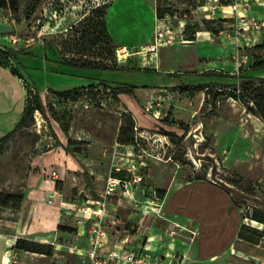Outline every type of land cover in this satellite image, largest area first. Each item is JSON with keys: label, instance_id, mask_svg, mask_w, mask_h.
Segmentation results:
<instances>
[{"label": "rangeland", "instance_id": "1", "mask_svg": "<svg viewBox=\"0 0 264 264\" xmlns=\"http://www.w3.org/2000/svg\"><path fill=\"white\" fill-rule=\"evenodd\" d=\"M199 3L0 0V50L30 51L19 56L20 66L10 63L32 93L37 90L45 106V114L34 111L32 120L10 136L0 153V194L16 192L20 196L18 208H7L14 212L13 218L0 213V230L12 232L13 224L5 220L20 219L22 232L52 241H36L45 249L51 247V253H46L50 258L41 264H82L72 248L76 231L62 230L74 228L80 214L76 209L61 208L59 200L80 204L90 198L102 199L109 177L128 182L126 187L116 185L105 197L103 224L113 235L116 231L143 234L152 224L162 225L164 220L143 206L152 199V190L160 198L174 177L177 182L206 180L230 193L241 226L246 227L228 258L203 263L225 264L227 258L226 264H251L253 258L264 259V230L258 234L245 222L253 216L264 218V82H251L242 100L227 96L242 77H264V67L253 70L264 63V5H254L251 14L239 18L222 17V12L207 16ZM99 4L107 5L106 28L115 39L106 43L102 37L89 43L80 38L75 46L73 35L93 32L88 11ZM156 9L175 39L174 44L159 47L156 71L83 74L86 71L58 62L62 56L72 61L103 60L124 68L147 67L133 55L119 62L116 48L130 51L148 44ZM85 15L89 17L83 21ZM185 25L190 28L183 33ZM80 48L82 53L77 51ZM211 69L235 77L201 74ZM16 78L25 90V105L24 80ZM0 81L5 82L1 75ZM115 85L137 87L130 96L113 93ZM72 88L78 89L76 96L55 93ZM152 99H158L159 118L144 109ZM121 124L125 132H133V143H118ZM138 174L144 175L143 183L133 181ZM54 189L60 197L48 204L46 197ZM235 250L246 256L236 255ZM7 261L5 255L4 263Z\"/></svg>", "mask_w": 264, "mask_h": 264}, {"label": "crops", "instance_id": "2", "mask_svg": "<svg viewBox=\"0 0 264 264\" xmlns=\"http://www.w3.org/2000/svg\"><path fill=\"white\" fill-rule=\"evenodd\" d=\"M152 37L150 38V42L152 41ZM82 73L90 72L86 71ZM0 75L1 78L5 79V82L0 81L1 137L12 130L20 119L24 106L25 90L20 81L14 75H11L6 68L0 66ZM158 110L160 114V109ZM229 194L226 189L211 181L187 180L177 182L174 177L163 188L161 195V211L158 216L164 220L162 225L157 226L152 224L148 228L147 233L143 234L128 233L129 238L135 242H140L146 236H154L155 240L150 245L151 247H158L163 240L160 233L163 232L168 222L172 221L186 226L192 225L193 228L198 229L199 235L190 245L183 264H204L203 262L220 261L224 259V256L228 258L230 255L228 252L238 238V232L242 224L239 213L233 205ZM0 209V213L6 212L13 218L14 212H11V209L2 207ZM5 221L11 222L13 227L12 232L0 230V264H41L42 262H46L47 258H50L44 253L15 250L14 244L17 239H26L34 242H40L41 240L29 236L26 232H22L20 219L18 222ZM74 229L76 231V234H74L76 244L83 245L84 237L81 231H78L76 227ZM126 232L124 231L122 234L121 231H116V234H112L110 243L114 242L118 235L120 237ZM178 246H180L179 243ZM193 246L195 248L192 253L191 249ZM235 252H237L236 255L238 256H246L243 251L235 250ZM5 255L8 257L6 263H4ZM52 258L54 259V257Z\"/></svg>", "mask_w": 264, "mask_h": 264}, {"label": "built area", "instance_id": "3", "mask_svg": "<svg viewBox=\"0 0 264 264\" xmlns=\"http://www.w3.org/2000/svg\"><path fill=\"white\" fill-rule=\"evenodd\" d=\"M256 4L264 5V0H200L198 7L207 16L222 12V17L228 14L231 17L245 18L251 14L252 7ZM174 42V36L166 19L157 18L150 43L139 45L135 50L129 49L130 51L123 49L122 46L116 48V58L123 63L128 57L137 56L144 66L155 68L158 64L159 47L170 46ZM157 101L158 99H152L144 106L145 111L152 113L155 117L159 116V102ZM53 175L57 176L55 172ZM144 178L142 174L134 175L133 181L140 184L145 181ZM120 183L124 187L128 184L126 180L109 177L102 199L90 198L80 204L59 200L61 208L76 209L80 214L75 220V227L81 231L84 244H75L72 248L81 256L82 264H183L190 245L199 235L198 229L191 226L168 222L163 232L160 233L163 240L158 247L150 245L155 240L154 236H146L143 241L135 242L129 238L128 231L120 237L118 235L114 242L110 243L112 233L103 224V216L106 212L105 197L111 195L115 186ZM58 197H60V193L54 189L48 193L46 200L48 204H52ZM146 202L143 206L146 209L150 207L146 212L160 213L161 196L158 198L155 190H152V199H147ZM251 264H264V259L253 258Z\"/></svg>", "mask_w": 264, "mask_h": 264}, {"label": "trees", "instance_id": "4", "mask_svg": "<svg viewBox=\"0 0 264 264\" xmlns=\"http://www.w3.org/2000/svg\"><path fill=\"white\" fill-rule=\"evenodd\" d=\"M16 0H9L10 3L15 2ZM30 1V0H27ZM30 5H26V9H28ZM106 9L107 5L106 4H99L98 6L94 8L89 9L90 15L93 17V22L91 23L90 27L93 28V32L91 34L89 33H84L83 31L81 32V35L79 37H75L73 35V44L75 46H78L79 43L77 39L80 38H85L89 40V43H96L97 41L100 40V38H104L106 40V43H111L113 38L108 32L106 28ZM89 17V16H88ZM87 15L83 16V21L86 20ZM156 17L157 18H162V14L159 13V11L156 9ZM81 21V22H83ZM74 27H70V29H73ZM189 25H185L183 29V33L186 32L187 29H189ZM188 40H192L193 38H187ZM82 44V43H81ZM86 46V45H83ZM82 46V47H83ZM116 48V46H114ZM112 48V49H114ZM81 50V51H80ZM84 49H79L77 51H80L81 53L83 52ZM21 54H30V51L27 49H15V48H7L4 50H0V66L1 67H9L10 72L12 75L18 77L19 79H23V75L18 71L16 67H14L10 61L17 63L19 66L21 65L19 56ZM59 56L60 53H58ZM59 63L73 68V69H79V70H84V71H93V72H107V71H113V72H128V71H149L153 70L156 71L155 68H138V69H132V68H124V67H118L115 64L110 65L105 63L103 60H93V61H85L79 59V61H72V60H67L64 59V57H59ZM264 67V63H259L258 65L253 66V70H257L259 68ZM206 72V73H205ZM201 74H207L209 76H214V77H222V78H234V74L230 73H225L223 71H217L215 69L207 70L204 72H201ZM253 81H260L264 82V77H259L256 75H251L250 77H242L240 81L237 83L236 86L233 87L232 91L228 92L227 96L232 97L235 100H242L244 91L247 88L251 87V82ZM24 86L26 89V103L24 105L22 115L18 122L15 124L12 130L9 132L5 133L3 136L0 137V153H3L6 149L7 142L10 138L11 135L16 133L20 128L26 126L33 118V113L34 111H39L43 115L45 114V106L41 100L40 94L37 92V90L32 89L29 87L28 83L24 80ZM248 84H250L248 86ZM93 84L88 85L89 87H92ZM137 86L135 85H115L112 87V92L115 94H122L125 93L127 95L132 96L133 95V89L136 88ZM226 88L228 87V90L230 89L229 86H225ZM78 92L77 88H72V89H67L64 91H55V93L59 96L63 97H69V96H76V93ZM130 115V113H124ZM132 120V119H131ZM126 133V135H125ZM169 134V133H168ZM117 139L119 140L118 143L120 144H131L133 143V132L132 131H127L125 132L123 125L121 124L120 130L117 136ZM61 144V143H59ZM65 148H68V145H64ZM19 193H10L7 195H1L0 194V207L2 208H18V205L20 203V196L18 195ZM231 201L234 205L233 198L231 197ZM235 206V205H234ZM253 220L260 221V223L264 224V218H260L258 216H253L251 217ZM246 225L243 224L238 232V235H240V232L243 228H245ZM62 230L64 231H74V228L67 227L63 228ZM254 232L261 234L262 231L259 230H264V229H258L253 227L252 229ZM240 237V236H239ZM50 249H45L44 245H41L40 243H36L34 241H28L26 239H17L15 244H14V249L17 251L20 250H26V251H31V252H37V253H44V254H50L51 253V247Z\"/></svg>", "mask_w": 264, "mask_h": 264}, {"label": "bare ground", "instance_id": "5", "mask_svg": "<svg viewBox=\"0 0 264 264\" xmlns=\"http://www.w3.org/2000/svg\"><path fill=\"white\" fill-rule=\"evenodd\" d=\"M245 222H247L249 225L257 227L259 229H264V224L259 223V222L255 221V220L245 219Z\"/></svg>", "mask_w": 264, "mask_h": 264}]
</instances>
